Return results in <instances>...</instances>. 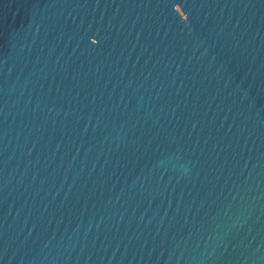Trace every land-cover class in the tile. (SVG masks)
Segmentation results:
<instances>
[{
	"label": "water",
	"instance_id": "obj_1",
	"mask_svg": "<svg viewBox=\"0 0 264 264\" xmlns=\"http://www.w3.org/2000/svg\"><path fill=\"white\" fill-rule=\"evenodd\" d=\"M0 264H264V0H0Z\"/></svg>",
	"mask_w": 264,
	"mask_h": 264
}]
</instances>
